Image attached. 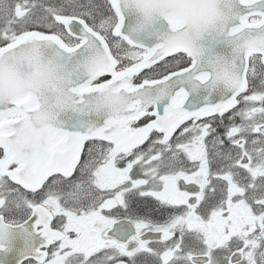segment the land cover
<instances>
[{"label":"snow or ice","instance_id":"snow-or-ice-1","mask_svg":"<svg viewBox=\"0 0 264 264\" xmlns=\"http://www.w3.org/2000/svg\"><path fill=\"white\" fill-rule=\"evenodd\" d=\"M0 264H264V0H0Z\"/></svg>","mask_w":264,"mask_h":264}]
</instances>
